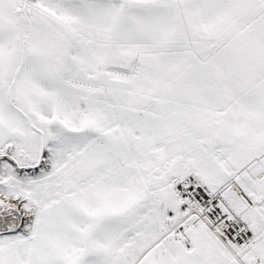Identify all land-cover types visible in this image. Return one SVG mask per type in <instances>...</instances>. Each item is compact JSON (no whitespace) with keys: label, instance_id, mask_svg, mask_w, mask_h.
<instances>
[{"label":"snow or ice","instance_id":"6c2138e0","mask_svg":"<svg viewBox=\"0 0 264 264\" xmlns=\"http://www.w3.org/2000/svg\"><path fill=\"white\" fill-rule=\"evenodd\" d=\"M0 264H264V0H0Z\"/></svg>","mask_w":264,"mask_h":264}]
</instances>
